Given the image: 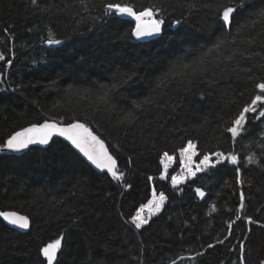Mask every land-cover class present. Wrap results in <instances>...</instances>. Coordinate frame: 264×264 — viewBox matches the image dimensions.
<instances>
[{"label":"trees","instance_id":"1","mask_svg":"<svg viewBox=\"0 0 264 264\" xmlns=\"http://www.w3.org/2000/svg\"><path fill=\"white\" fill-rule=\"evenodd\" d=\"M116 2L136 11L154 7L165 20L161 36L132 38L133 21L104 15V5ZM216 2L0 0V53L6 57L0 61V143L45 120L78 121L104 140L125 174L116 183L59 138L21 155L0 154V210L30 220L26 233L0 221V264H46L40 250L61 236L56 264H239L241 244L246 264L264 261V118L250 119L236 141L226 131L264 82V25L236 33V26L264 8V0H246L231 34L219 30ZM49 32L63 43L50 47ZM252 38L257 42H241ZM222 39L226 43L205 57L202 72L156 87L173 65L199 58ZM129 74L132 79L118 87L110 103L96 105L102 85ZM148 97L154 103L136 110V120L120 123ZM189 140L197 145L196 162L221 151L237 155L239 163L218 164L173 188L171 176ZM165 152L175 159L161 180ZM250 155L256 163L246 162ZM153 189L167 200L136 230L128 221ZM241 192L245 209L236 220ZM246 218L255 223L248 225Z\"/></svg>","mask_w":264,"mask_h":264},{"label":"snow or ice","instance_id":"2","mask_svg":"<svg viewBox=\"0 0 264 264\" xmlns=\"http://www.w3.org/2000/svg\"><path fill=\"white\" fill-rule=\"evenodd\" d=\"M33 5H37V0H31ZM190 8H194L195 5H189ZM246 7V0H227V3L217 0L216 6L213 11L216 13L217 21L219 22V30L226 34H231L234 27V21L238 10ZM51 9H43V11H50ZM104 15L115 16V17H131L135 20V26L130 32V36L136 40H149L154 37L161 36L164 31L165 20L158 18L157 10L153 8H144L143 10L136 11L130 4H124L120 2L107 3L104 5ZM177 25L180 24L179 20L175 22ZM264 25V8H260L256 12L250 14V18L244 25L236 26L237 37H239L245 29L251 31L257 29L258 26ZM261 36H264V32H261ZM50 47L61 45L62 40L56 38L55 34L49 32L48 37L45 41ZM236 41H231L235 43ZM242 43H256V38L249 39L247 41H241ZM226 39H222L217 42L213 48L203 53L199 58L192 60L189 63L183 61L173 65L171 69L159 80L156 87L160 88L166 86L174 79L185 78L187 79L194 73L202 72L204 70L203 65L205 64V57L212 52L219 51L224 44ZM243 53H241L242 55ZM6 57L0 53V61H5ZM229 59H232L229 56ZM11 60H7V64L10 66ZM235 70V69H234ZM242 71H251V69H242ZM132 79V75H127L126 79L117 80L111 86L102 85L101 92L96 97V105H106L111 102L112 94L123 86L128 80ZM258 89L257 95L248 103L243 106L235 118L231 121V126L226 128V131L230 133L233 141H236L238 137L244 132L245 126L249 123V120H260L264 118V82H260L256 85ZM155 91V89L153 90ZM154 103L153 97H148L141 102L135 103L133 110L127 111L123 114L120 123L127 124L137 119L136 110L143 109L146 105ZM251 114V115H250ZM54 137H62L64 140L79 151L86 158L91 165L95 166L101 172H107L117 182L124 180L125 174L118 168L116 158L110 153L104 140L98 135L94 134L92 129L86 124L81 122H71L67 125H63L56 121L45 120L42 123L31 124L28 127H24L19 131H15L7 137L2 143H0V153L11 152V153H22L25 150L30 149L31 146L40 145L46 146L53 140ZM197 145L189 140L187 145L180 149V165L181 173L171 176V184L173 188H176L178 184L184 183L187 179L195 178L197 173L205 172L209 168H216L218 164L228 162L232 165L239 163V157L235 154H225L224 152L217 151L215 153H205L198 163L194 164V157L198 156ZM174 157L169 155L167 152L163 154L161 163L164 165L163 173L160 176L161 180L168 177L169 162L174 161ZM254 156H248L247 163H256ZM238 182L243 183L240 180V170L236 169ZM151 179V177L149 178ZM130 184L125 185V189L130 188ZM196 193L201 198L204 197L205 193L200 189H196ZM167 200L166 195L163 192L157 194L156 190H152V198L146 203L142 204L139 209L135 212V215L128 221L136 230H141L149 223L153 216L157 215L164 206ZM240 204L237 209L236 220H240V212L245 209V196L241 192L239 196ZM212 211L215 212V206L212 207ZM0 221L6 222L7 225L14 228L27 230L30 227V220L28 216L21 215L17 211L12 210H0ZM248 225L255 223L251 218H246L245 221ZM235 221L228 223V229L231 230ZM264 227V225H261ZM251 232V228L248 229ZM231 234V233H230ZM63 237L56 239L54 242L48 243L44 246L40 252L44 257L46 264H56L57 253L61 250ZM224 241H218L223 243ZM209 249L215 247L213 244H208ZM245 246L239 245V264H246L245 257ZM204 253L198 252L197 255H203ZM195 257H192L194 259ZM172 264H176L173 260ZM264 264V261H261Z\"/></svg>","mask_w":264,"mask_h":264},{"label":"water","instance_id":"3","mask_svg":"<svg viewBox=\"0 0 264 264\" xmlns=\"http://www.w3.org/2000/svg\"><path fill=\"white\" fill-rule=\"evenodd\" d=\"M124 18H126V19H129V20H131V21H133V22H135V20L134 19H132L131 17H124ZM154 38H156V37H154ZM154 38H151V39H149V40H152V39H154ZM149 40H140V41H149ZM54 138H60V139H62L63 141H65L67 144H69V142H67L66 140H64L62 137H54ZM53 138V139H54ZM51 142V141H50ZM70 145V144H69ZM47 146V145H46ZM71 146V145H70ZM31 147H45V146H40V145H34V146H31ZM30 147V148H31ZM72 147V146H71ZM73 148V147H72ZM94 170H96L98 173H107L106 171L105 172H101L99 169H96L95 168V166H93V165H91L90 164V162H88L87 160H86V158L85 157H83V155L81 154V153H79V151L78 150H76L75 148H73ZM27 150H25V152H26ZM25 152H22V153H11V152H2V153H4V154H15V155H21V154H23V153H25ZM2 153H0V154H2ZM108 174V173H107ZM110 177H111V175L110 174H108ZM112 178V177H111ZM113 179V178H112ZM114 180V179H113ZM116 181V180H115ZM119 183V182H118ZM6 223V222H5ZM12 227V226H11ZM12 228H14V227H12ZM14 229H16V230H18V231H20V232H22V233H26V232H28V230L29 229H27V230H22V229H18V228H14Z\"/></svg>","mask_w":264,"mask_h":264},{"label":"rangeland","instance_id":"4","mask_svg":"<svg viewBox=\"0 0 264 264\" xmlns=\"http://www.w3.org/2000/svg\"><path fill=\"white\" fill-rule=\"evenodd\" d=\"M195 163H198V162L195 161V157H194V164H195ZM173 164H174L173 161H172V162H169V168H168V170H169L170 168L172 169ZM163 169H164V165H163ZM180 173H181V165H180V158H179L178 168H177L176 172L174 173V175H177V174H180ZM197 174H198V173H197ZM190 179H191V178H190ZM187 180H189V179H187ZM187 180H186V181H187ZM186 181H185V182H186ZM185 182H184V183H185ZM184 183H181V184H178V185H182V184H184ZM151 198H152V196H151ZM155 216H156V215H155ZM153 217H154V216H153Z\"/></svg>","mask_w":264,"mask_h":264},{"label":"bare ground","instance_id":"5","mask_svg":"<svg viewBox=\"0 0 264 264\" xmlns=\"http://www.w3.org/2000/svg\"><path fill=\"white\" fill-rule=\"evenodd\" d=\"M122 18H124V17H122ZM126 19V18H125ZM129 20V19H128ZM135 23V22H134ZM55 139V138H54ZM60 139V138H59ZM62 140V139H61ZM65 142V141H64ZM69 145V144H68ZM70 146V145H69ZM46 147V146H45ZM71 147V146H70ZM41 148H43V147H41ZM2 154H4V153H2ZM11 155V154H10ZM79 155V154H78ZM84 160V159H83ZM85 161V160H84ZM86 162V161H85ZM247 162V161H246ZM87 163V162H86ZM96 171V170H95ZM115 181V180H114ZM116 183H118L117 181H116ZM120 183V182H119ZM11 227V226H10ZM30 228V227H29ZM29 231V230H28ZM20 232V231H19ZM22 233V232H21ZM47 245V244H46ZM57 255H58V253H57ZM262 261V260H261Z\"/></svg>","mask_w":264,"mask_h":264}]
</instances>
